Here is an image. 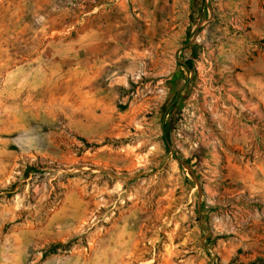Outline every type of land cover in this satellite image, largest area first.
<instances>
[{
  "label": "rangeland",
  "instance_id": "1",
  "mask_svg": "<svg viewBox=\"0 0 264 264\" xmlns=\"http://www.w3.org/2000/svg\"><path fill=\"white\" fill-rule=\"evenodd\" d=\"M103 1L0 0V264H264V200L221 194L238 131L264 168V72L236 73L255 12L170 0L195 6L179 33L123 38L111 66L85 45Z\"/></svg>",
  "mask_w": 264,
  "mask_h": 264
},
{
  "label": "crops",
  "instance_id": "2",
  "mask_svg": "<svg viewBox=\"0 0 264 264\" xmlns=\"http://www.w3.org/2000/svg\"><path fill=\"white\" fill-rule=\"evenodd\" d=\"M205 1L208 3V0ZM247 5L251 7V11L255 12L251 23L261 26V29H264V0H221L218 4L219 7H215L213 10L214 12L217 10L223 11L222 14L225 15L227 12L241 11ZM194 7L191 3L189 6H179L175 2H170V0H162L161 2L159 0H149L147 3L140 2V0H130V2L127 0H104L95 10L97 11L95 15L86 19V25L88 27L87 42L85 44L86 49L88 53L93 55L97 53V58L99 60L102 58L105 62L103 65L110 64L112 66L115 60H110L112 58L111 56L123 38L127 39V42L131 38H134L137 43L140 41L141 44H144L145 42H153L158 36V28L172 27V35L179 33V30L175 28H180L184 25L186 20L184 14L186 10L193 12L195 11ZM205 10L208 11V15L200 20L197 27H201L215 19L208 4L205 3L197 9L201 13ZM140 20L142 22L141 25H139ZM189 21L193 25H196L194 24L196 21L192 19V15ZM233 21L234 19L231 20V22ZM134 23H138V26L132 34H123L119 37L118 32L120 28L122 33H127L130 31L132 25L135 27ZM198 31L199 29L196 30V33ZM180 52L181 50L175 52L177 57ZM139 53L143 52L139 51ZM249 56H251V59L248 58ZM191 58H187L189 62L182 59H178L177 62L184 70L187 65L186 63L189 64L191 62ZM245 58L249 61L243 65L241 64L244 70H241L242 68L237 69V75L254 76L264 72V47L255 53L247 50L245 52ZM233 59L238 58L233 56ZM256 60H261L263 67L255 66V64H258ZM261 107L264 108V102ZM240 131L235 133V135L233 134L235 138H231V141L235 147H241V154L237 156L233 152L231 154L227 153L226 171L223 173L225 179L222 183L223 190L221 194L225 197H235L244 194L251 200L256 199L261 201V199L264 200V168L261 166V135L259 132L255 133L250 130L247 132ZM238 139H242V141L240 142ZM214 156L218 157L217 152H215ZM212 164H209L210 168L217 170L218 161L214 160Z\"/></svg>",
  "mask_w": 264,
  "mask_h": 264
},
{
  "label": "flooded vegetation",
  "instance_id": "3",
  "mask_svg": "<svg viewBox=\"0 0 264 264\" xmlns=\"http://www.w3.org/2000/svg\"><path fill=\"white\" fill-rule=\"evenodd\" d=\"M174 90H172V92H173ZM171 95V94H170ZM170 95L168 96V102H167V104H166V106L164 107V113H166V115H167V117L168 116H170L171 114H170V109H169V105H171V107H173V108H176L177 106H179V104H180V100L181 99H183V97L184 96H180L179 95V93L177 94V96H176V94H175V92H173V94H172V97L171 98H169L170 97ZM184 95V94H183ZM173 117V116H172ZM172 121H173V118L171 119Z\"/></svg>",
  "mask_w": 264,
  "mask_h": 264
},
{
  "label": "trees",
  "instance_id": "4",
  "mask_svg": "<svg viewBox=\"0 0 264 264\" xmlns=\"http://www.w3.org/2000/svg\"><path fill=\"white\" fill-rule=\"evenodd\" d=\"M186 64H188V63H186ZM175 84V83H174ZM177 84H175V86H176ZM175 121V119H173V121L172 122H174ZM61 243L59 242V243H57V244H54V245H52L51 246V248H55L57 245H60Z\"/></svg>",
  "mask_w": 264,
  "mask_h": 264
},
{
  "label": "built area",
  "instance_id": "5",
  "mask_svg": "<svg viewBox=\"0 0 264 264\" xmlns=\"http://www.w3.org/2000/svg\"><path fill=\"white\" fill-rule=\"evenodd\" d=\"M95 1V0H94Z\"/></svg>",
  "mask_w": 264,
  "mask_h": 264
}]
</instances>
